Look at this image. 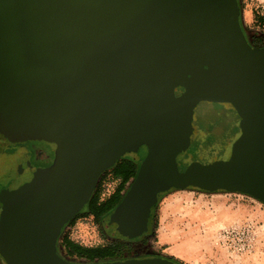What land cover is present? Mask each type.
<instances>
[{
	"label": "water",
	"instance_id": "1",
	"mask_svg": "<svg viewBox=\"0 0 264 264\" xmlns=\"http://www.w3.org/2000/svg\"><path fill=\"white\" fill-rule=\"evenodd\" d=\"M200 102L231 107L239 136L225 159L180 171ZM36 142L50 148L49 166L34 163ZM123 157L138 170L109 217L122 238L142 235L172 190L264 205V46L246 40L238 0H0V169L28 177L2 189L0 173L3 264H175L57 252L64 226Z\"/></svg>",
	"mask_w": 264,
	"mask_h": 264
},
{
	"label": "rangeland",
	"instance_id": "2",
	"mask_svg": "<svg viewBox=\"0 0 264 264\" xmlns=\"http://www.w3.org/2000/svg\"><path fill=\"white\" fill-rule=\"evenodd\" d=\"M238 5L241 26L250 37L258 36L260 44H264V0H238ZM176 93L180 90L176 89ZM192 125L190 146L176 158L180 171L191 162L207 164L225 159L226 151L229 148L231 152L239 136L238 116L226 104L200 102L194 109ZM3 165L8 166L6 162ZM0 173L7 174L3 168ZM10 173L4 177L2 189L9 187L13 179L21 184L28 178L18 172V166ZM130 181L122 187L121 194ZM119 186L118 177L107 170L99 182L97 195L105 199ZM77 216L64 226L57 242L59 252L66 239L88 248L111 246L119 251L118 256L129 254V245L115 232L110 231L108 237L92 216L85 213ZM154 218L153 233L145 242L153 254L179 264H264V205L250 196L172 190L159 198ZM1 259L0 256V264ZM76 259L89 263L87 258ZM95 261L100 262L101 258L96 256Z\"/></svg>",
	"mask_w": 264,
	"mask_h": 264
},
{
	"label": "flooded vegetation",
	"instance_id": "3",
	"mask_svg": "<svg viewBox=\"0 0 264 264\" xmlns=\"http://www.w3.org/2000/svg\"><path fill=\"white\" fill-rule=\"evenodd\" d=\"M242 31H243L244 36H245L246 40L248 41L249 45H251L254 48H260V47L264 46V44H260V42H259L260 37L258 39H255V37H250L249 34L247 33V31L243 28V26H242ZM255 40H257V41H255ZM178 90H180V92L182 91V89H180V88H178ZM176 95H178V94L176 93ZM31 153H32V159L36 165L49 166L52 163V152H51L50 148L45 143H42V142L37 143L36 142V143L31 144ZM124 166H126L127 168H129L132 171H134L136 168L138 170L137 164L134 162L133 159H131L129 157L121 158L109 170H111L113 173H115L120 167H124ZM103 174L100 176L98 182L101 181ZM134 177L129 179V181L131 180L129 182V186L131 185ZM118 179L120 180V178H118ZM129 186L122 193L123 197L126 194L127 190L129 189ZM7 188L8 187H6L4 189H7ZM109 198H110V196H108L105 199H100L98 196V204L108 200ZM155 205L152 206L150 209L149 218H148L147 226H146L147 229H146V231H144L142 233V235H140L139 237L133 238V239H127V238H122L120 236H117L118 238H120V240L126 242L129 245V254L125 255V256L124 255L119 256L120 257L119 260H123V259H144V258H153L154 257V258H164V259H167L169 261H172L175 264H179L172 259L153 254L151 251H149L148 247L145 245L146 240L148 239V237H150V235L153 233V230H154V224H155V222H154L155 221L154 220L155 219L154 218V208H155ZM85 207H86V205L83 207V209L80 211L79 214L84 213L86 211ZM114 209L115 208L111 209L109 213H105L102 216V221H101L102 227L108 235H109L110 231L115 232V228H116L115 224H110V222H109V217L112 214V212L114 211ZM117 240H119V239H117ZM57 252L60 255L58 248H57ZM115 261H118V260H115Z\"/></svg>",
	"mask_w": 264,
	"mask_h": 264
},
{
	"label": "trees",
	"instance_id": "4",
	"mask_svg": "<svg viewBox=\"0 0 264 264\" xmlns=\"http://www.w3.org/2000/svg\"><path fill=\"white\" fill-rule=\"evenodd\" d=\"M126 169H128V171ZM126 169L122 171L118 169L114 173L116 177L120 178V186L119 188H117V190L114 191V193L110 195V198L108 200L98 204L97 187L99 185V182H97L96 188L89 202L86 204L85 207L86 211L84 213L89 216H92L94 220H96L101 224V226H102L101 221L103 214L109 213L111 209L115 208L117 204H119V202L123 198V195L121 194L122 187L129 181V179L133 178L137 173V168L134 171L130 170L129 168ZM218 192H226V191H218ZM76 218H78V216L74 217L68 223L74 221ZM102 230L106 234L103 227ZM108 237H110V235H108ZM63 243L67 248V253L69 256H77V257L79 256V257L87 258L89 260V263H98L99 261H95L96 256H99L101 258L100 262H112L115 260H119L120 258L118 256L119 251L111 246L88 248L66 239L63 240ZM1 262L3 264L4 262L3 259H1Z\"/></svg>",
	"mask_w": 264,
	"mask_h": 264
},
{
	"label": "built area",
	"instance_id": "5",
	"mask_svg": "<svg viewBox=\"0 0 264 264\" xmlns=\"http://www.w3.org/2000/svg\"><path fill=\"white\" fill-rule=\"evenodd\" d=\"M258 38H259L258 36H255V39H258ZM255 41H257V40H255ZM60 252H61L60 255L63 258H65V259H67L69 261H72V262H76L74 260L76 259L77 256H69L68 253H67V248H66L65 244L61 245ZM76 260H78V259H76ZM77 263H80V262H77Z\"/></svg>",
	"mask_w": 264,
	"mask_h": 264
}]
</instances>
